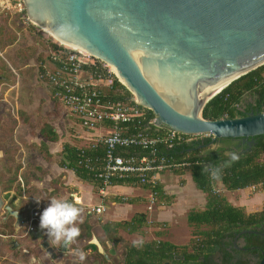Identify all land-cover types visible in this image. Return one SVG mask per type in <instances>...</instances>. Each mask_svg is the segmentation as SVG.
<instances>
[{
    "label": "trees",
    "instance_id": "trees-1",
    "mask_svg": "<svg viewBox=\"0 0 264 264\" xmlns=\"http://www.w3.org/2000/svg\"><path fill=\"white\" fill-rule=\"evenodd\" d=\"M7 18L8 22L12 23L13 31H10L5 23L0 22V43L3 48L5 45L3 42L6 38L20 41L26 32V29L16 26L22 22L19 15L8 14ZM28 25L26 24V26ZM31 28L35 27L32 25L28 29ZM57 44L48 43L45 40L42 45L47 50L46 56L41 52L37 54L38 77L45 82L50 93V99L54 101L56 106L59 104L55 97L57 85L45 75L47 72L46 62L49 61L55 69H64L66 66L64 56L72 51L66 49L64 45ZM51 52H54L58 59L53 60ZM27 57L26 49H18L14 56L9 58V61L15 68H19L22 73L27 75L29 70L24 71L26 65L23 63L19 65L18 63ZM81 69L91 75L94 80L102 78L104 81H109L108 84L99 86L104 99L120 101L126 107H133V110L138 113L129 122L105 123L104 125L115 128L122 135L140 134L152 140V144L147 147L129 145L118 148L116 152L124 157L154 156L163 160L166 165L165 169L158 174L165 170H169L179 177L188 173L196 188L205 194L204 207L192 209L187 213V225L190 228V237L187 243L174 244L163 240L164 230H153L154 238L144 241L143 247L137 248L133 247L132 243H125L121 263L247 264V261L241 259L234 262L230 252L232 248L231 238L246 230H250L251 232L246 233L251 234L242 235V237L249 242L248 246L257 247L251 252L253 254L258 253V258L262 257L261 254L259 255V251H264V238L261 235L264 233V205L259 210L247 212L244 206L229 203L225 196L218 191L217 185L220 184L227 191H237L249 187L264 190V135L255 136V144L240 154H236L231 146L219 145V143H228L229 139H220L218 140L219 143L217 141L215 144L208 145L211 140L210 136L179 134L180 140H177L176 137L169 138L170 130L166 127L154 126L152 111L136 104L132 100L131 93L112 72L108 71L103 62L94 59L93 63L82 64ZM0 75L6 82L8 81L4 75L1 73ZM54 76L56 78V75ZM249 112H264V64L233 80L209 99L202 109L201 117L205 120L236 118L243 117ZM17 113L18 121L11 119L7 125H0V128L3 126L1 141L11 139L12 131L18 122L25 125L30 132L34 131L36 123L33 120V115L22 110ZM40 133L51 141L58 137L46 122L40 124ZM21 142L25 145L24 141ZM31 147L35 148L34 150L41 154L44 159L51 160L53 158L44 142L39 145L30 144L26 148L27 153L30 152ZM0 148H3L4 151L3 171L0 170V196L6 199L9 191L13 190L15 196L20 193L17 174L21 165L15 161L14 150L5 148L1 143ZM233 154L238 159L230 162ZM58 156L57 164L59 167L71 170L76 178L91 185L95 192L115 185L133 186L148 189L156 204L162 202L170 204L172 201V196L166 194L159 181L153 178L154 172H146L140 177L138 174L114 176L104 183L100 174L104 163L105 145L101 141H92L86 145L65 143L62 145ZM228 162H230L229 166L223 168L222 178L219 180H211L207 173L202 174V169L205 167H221ZM33 169L38 170L39 168L25 161V166L20 172L25 186L26 179ZM59 182L60 176L51 182V191L37 190L33 186H27L26 194L41 200L44 197V199L53 198L61 194L62 190H68V187L63 185L59 188ZM180 182H183V179H180ZM64 200L73 202L69 198ZM7 201L12 206L14 195ZM116 201L121 203L132 202L130 198H117ZM27 202V200H22V203H26V207ZM149 226L150 222L147 220V215L142 211L134 213L128 220L100 222L103 233L113 246H117L122 241L120 231L143 235ZM235 253L239 254L237 251ZM249 254V252L245 253V255Z\"/></svg>",
    "mask_w": 264,
    "mask_h": 264
},
{
    "label": "water",
    "instance_id": "water-1",
    "mask_svg": "<svg viewBox=\"0 0 264 264\" xmlns=\"http://www.w3.org/2000/svg\"><path fill=\"white\" fill-rule=\"evenodd\" d=\"M23 3L31 23L115 72L133 101L152 111L154 126L186 136H210L208 145L264 135V112L216 120L201 117L205 103L222 89L207 98L208 91L264 64V0ZM0 209L5 212L1 223L12 217L17 233L22 212L1 196ZM16 245L12 241V247Z\"/></svg>",
    "mask_w": 264,
    "mask_h": 264
},
{
    "label": "rangeland",
    "instance_id": "rangeland-1",
    "mask_svg": "<svg viewBox=\"0 0 264 264\" xmlns=\"http://www.w3.org/2000/svg\"><path fill=\"white\" fill-rule=\"evenodd\" d=\"M8 12L4 11L0 13V22L5 23L10 31H13L11 28L12 23L8 22ZM23 21V20H22ZM17 27L25 28V36L20 39V41L16 39H9L3 42L4 48L0 43V73L7 78L6 84L0 83V111H4V113H0V125H7V123L12 119H16L15 115L17 114L19 106L15 103L16 98L20 101V106L33 115V120L37 124L42 121L47 120V113L49 109L54 108V103L50 100V93L44 81H42L38 77V68H37V54L42 53L46 56L47 50L43 47V41L47 40L48 43H59L55 38L51 37L47 33H45L40 27L34 26L35 28L28 29L32 25L26 26V23H18ZM14 27V26H13ZM21 29V28H20ZM19 37V36H18ZM40 38V39H39ZM38 42V44H37ZM62 45V44H61ZM68 50H72L73 48L64 46ZM18 49H26L28 52V57L24 58V60L19 61V65L22 63L26 65L24 71H28L27 75L22 73L19 68H15L11 62L9 61L10 57H13L15 51ZM29 50V51H28ZM76 51V50H75ZM46 62V61H45ZM18 65V64H17ZM47 70H51L52 65L49 61L46 62ZM108 68V67H107ZM109 69V68H108ZM109 71L112 72L111 69ZM114 74V73H113ZM3 78V77H2ZM6 81V80H5ZM8 86H13L12 90L9 92L8 97L4 96L5 90ZM132 95V94H131ZM4 98L6 100H4ZM134 99V96L132 95ZM132 99V100H133ZM19 107V108H17ZM20 108V109H22ZM56 109H60L62 114L69 118L73 124V133L78 136L81 143H88L95 141L98 135H105L108 131L100 130V131H89L81 128L78 123L72 117H69V113L67 109L59 102V104L55 107ZM2 117V118H1ZM2 120V121H1ZM3 126L0 128L3 129ZM25 127V126H24ZM15 128L12 131L11 139L2 140L5 148H9L10 150H14V158L17 163L24 162L22 153L19 152V144L18 142L21 140L20 138V130L17 133H14ZM22 131V130H21ZM99 132V133H98ZM14 136H17V141H14ZM23 136V134H22ZM194 136V135H193ZM2 137V136H1ZM80 143V144H81ZM227 147L229 143L222 144ZM216 147V146H214ZM3 169V168H2ZM165 169V168H164ZM1 170V167H0ZM166 171V172H165ZM163 173L159 174V179L163 183V185H167L168 190H172V192L176 196L175 204L169 208V215L171 218H164L163 221L165 223V238L169 241L176 244H185L188 242L190 237V228L186 223V215L192 209H199L204 206L205 203V194L196 188L191 176L186 175V183L183 187H180L178 184V178L174 176L169 170H165ZM35 175V173H33ZM19 175V171L17 174V178ZM20 182V181H19ZM20 185V184H19ZM84 190V193L90 194V190H88V185ZM218 191L225 196L227 201L231 204H239L245 205V210L253 211L261 208L262 202H264V190L257 188H248L243 191H226L225 189L218 184ZM181 190V191H180ZM63 191V192H62ZM61 194L66 197L68 196L66 190H62ZM180 191V192H179ZM115 194H106V195H123L121 191L117 190L114 192ZM121 193V194H120ZM26 194V186H20V193L17 195L19 198ZM27 195V194H26ZM84 195V194H83ZM32 197V196H30ZM45 198V197H44ZM44 198L41 200V209L35 210L34 215L36 217H40L42 212L46 207L50 205L51 201H45ZM85 201H87V197H85ZM27 207L24 213L25 224L22 230L17 233L14 232L11 223L13 224L14 219L9 217L6 221V226L0 225V264H122L121 259L123 255V246L125 243H132L133 240L143 239V241L150 240L154 237L153 230L148 229L147 232L143 235H129L127 233H121L122 241L114 246L116 253L113 256L107 255L108 261H104L99 255L88 253L86 246V228L87 226H79L81 230V235L78 238L75 244L70 245L72 248L71 253L69 254H59L56 260H50L49 257L44 256V254L37 249L39 244V240L34 239L32 236H24L27 227V221H29L30 212H32L31 207L34 205V200H27ZM32 203V204H31ZM36 204V202H35ZM105 212L99 215L91 214L87 215V207L82 206L83 214H82V223H89L91 226V232H93L94 236L97 238L94 241L104 250L107 249L105 242L107 241L106 235L100 229V222H105L108 220L114 219H129L133 215L132 210H136V206H128L122 205L118 203H112L111 200L106 199L104 201ZM18 206V205H17ZM147 205L138 206L142 210L148 212L149 222H153L154 218L157 217V212H150L147 210ZM20 207V206H18ZM156 208L153 205L152 211H155ZM3 210L0 209V221L2 219ZM153 218V219H152ZM1 223V222H0ZM81 224V223H80ZM36 225H40V222H37ZM46 233V230H43ZM98 236V237H97ZM163 239V237H162ZM16 241L17 246L16 250H13L12 242ZM19 243V244H18ZM34 245V247H32ZM112 246V245H110ZM113 247V246H112ZM29 250V253H24V251ZM78 251H83L85 253L86 258L81 261L78 256ZM31 259H35L36 262H31Z\"/></svg>",
    "mask_w": 264,
    "mask_h": 264
},
{
    "label": "built area",
    "instance_id": "built-area-1",
    "mask_svg": "<svg viewBox=\"0 0 264 264\" xmlns=\"http://www.w3.org/2000/svg\"><path fill=\"white\" fill-rule=\"evenodd\" d=\"M4 11L12 15H19L23 23L36 26L27 18L23 0H0V13ZM51 58L53 60L58 59L54 52H51ZM64 58L66 60L64 69H55L52 66L51 70H47L45 75L57 85L56 99L77 118L83 129L96 132L102 129L108 131L107 134L98 135L95 139V141H101L105 145L104 163L100 174L104 183L114 176L138 174L140 177L146 172H154L153 178L157 179L158 173L166 166L163 160H159L154 156L124 157L116 152L118 148L129 145L147 147L152 144V140L140 134L122 135L115 128L105 127L104 125L105 123L129 122L138 113L133 110V107H126L120 101L106 100L102 97L99 86L108 84L109 81H104L102 78L94 80L91 75L81 69L82 64L94 62L95 58L87 52L72 49V51L65 54ZM104 66L106 65L104 64ZM54 75H56V78ZM179 134L170 131L169 138L176 137L177 140H180ZM103 190H99L100 193H103ZM150 197L153 203L154 197L152 195ZM40 209L41 207L37 205L31 210L29 221H27L26 234L33 232L36 223L40 222V217L34 215V211ZM104 210L102 205H97L91 208L89 212L99 215Z\"/></svg>",
    "mask_w": 264,
    "mask_h": 264
},
{
    "label": "crops",
    "instance_id": "crops-1",
    "mask_svg": "<svg viewBox=\"0 0 264 264\" xmlns=\"http://www.w3.org/2000/svg\"><path fill=\"white\" fill-rule=\"evenodd\" d=\"M25 30V28H23ZM1 76V75H0ZM2 77V76H1ZM1 84H6L7 82L2 78L0 80ZM13 86H8V88L5 90L4 96L8 97L9 92L12 90ZM4 100H6L4 98ZM51 100V99H50ZM52 101V100H51ZM20 101L16 98L15 103H17V105L22 108L20 106ZM54 103V101H52ZM17 107V108H19ZM56 105L54 103V108L49 109L46 117L47 120L42 121V122H46L48 123L51 127L53 132L58 136L56 140H47V138H45L41 133H40V124H35L34 126V131L30 132L29 129L27 127H24L25 125H21L19 122L17 123V126L14 130V133H17L19 130L20 135L22 138H20L21 140L18 142L17 141V136H14V141L18 142L20 148H19V152L22 153L24 162L22 163L21 168L19 169V175H18V182L20 184V186L24 187V182L20 176V172L23 170L24 166H25V161L28 162L30 165L35 166L37 168H39L38 170H32L31 174L27 177L26 179V187L28 186H33L35 187L37 190H47V191H51V182L58 178L60 176V182L58 183V187L60 188L62 185L63 186H67L68 190H66L68 196L66 197V195H62L59 194L57 196H54L53 198H59V199H65V198H69L70 200L73 201V203L77 204V206L82 207V206H86L88 210H90L91 208L97 206V205H102L105 208L104 205V201L106 199L111 200V202L114 203H118V204H122V205H128V206H136V210H132L133 214L139 211L145 212L147 215V220H149L148 216V212H146L145 210H142L140 207L142 205H147V210H150V212H157L158 215L156 218H152L154 221L151 223L150 222V226L146 229V232L148 229L152 230H164L165 227V223L163 222L165 219L164 218H171V216L169 215V208L171 206H173V204H175V200H176V196L175 194L172 192V190H168L166 187L167 185H163V183L160 181L159 179V174L157 175V180L159 181V183L162 185V189L163 191L172 196V201L170 202V204H165V203H155V199L153 201V203L151 202V193L148 189H144V188H140V187H133V186H123V185H115V186H109L106 187L103 190V193H100V191L95 192L92 188L91 185L79 180L78 178L75 177L74 173L71 170H67L64 168H61L58 166L57 164V160L59 159V152L61 151L62 145L65 143H75L77 145H86L88 143H81L80 139H78V136H76L73 133V124L71 122V120L69 118H67L66 116H64V114H62V111H60V109H56L55 108ZM24 112H26L27 114H30L28 111H26L24 108L20 109ZM68 111V110H67ZM0 113H4V111H0ZM69 113V117L73 118V121L75 120L78 125L79 121L77 120V118L68 111ZM17 121H18V117L17 114L15 115ZM2 118V117H1ZM2 121V120H1ZM1 123V122H0ZM81 127V126H80ZM106 127V126H105ZM82 128V127H81ZM22 130V131H21ZM23 134V136H22ZM3 135V132L0 129V141H1V136ZM21 141L25 142V145H23V143ZM41 142H44L47 146L48 152L53 156V158L51 160H46L44 159V157L39 154L36 150H34L35 148L31 147L32 149L30 150L29 153H27L26 148L30 145V144H36L39 145ZM2 146L5 147L3 141L0 142ZM81 143V144H80ZM3 158H4V151L3 148H0V167H1V171H3L2 167H3ZM166 172V171H165ZM170 172V171H169ZM35 173V175L33 174ZM172 173V172H170ZM173 174V173H172ZM174 175V174H173ZM187 174H184L183 176L179 177L176 176L178 178V182H179V186L183 187L186 183V177ZM190 175V174H189ZM180 179H183V182H180ZM28 184V185H27ZM88 185V190H90V194L84 193V190L87 188L85 187V185ZM70 189V190H69ZM248 188L245 189H240L237 191H243L246 190ZM61 190V189H60ZM117 190L121 191V193L123 195H106V194H115L114 192H116ZM181 191V190H180ZM179 191V192H180ZM227 190H225L226 192ZM234 192V191H233ZM120 193V194H121ZM8 197L2 198L4 200L5 203H8V199L12 198L14 195V201H13V205L11 206L14 209L20 210L22 212V215H24L25 210H26V203H22V200H34V205L31 207V209L37 207V205H39L41 207V199L40 198H33L30 196H27L26 194H23L20 198L12 191H9L8 193ZM84 194V195H83ZM85 197H87V201H85ZM53 198H46L44 199L45 201H50ZM117 198H130L132 200V202L130 203H121L116 201ZM37 200H40L39 202H37ZM36 202V204H35ZM9 204V203H8ZM205 204V203H204ZM20 207H18V206ZM153 205L155 206L156 210L152 211V207ZM239 205V204H236ZM138 206L139 209L137 208ZM242 206H245L242 204ZM148 207H151L150 209ZM204 207V206H203ZM202 207V208H203ZM259 210V209H256ZM253 210V211H256ZM105 212V210H104ZM102 212V213H104ZM95 214V213H92ZM98 215V214H97ZM133 216V215H132ZM131 216V217H132ZM187 216V215H186ZM130 217V218H131ZM129 218V219H130ZM151 218V217H150ZM187 218V217H186ZM119 220H128L125 218H121V219H114V220H108L105 222H113V221H119ZM1 222V221H0ZM149 222V221H148ZM186 223H187V219H186ZM6 223H0V225H5ZM188 226V225H187ZM126 233L124 231H120V235L121 233ZM145 232V233H146ZM144 233V234H145ZM128 234V233H127ZM129 235H133V234H129ZM140 235V234H137ZM165 230H164V234H163V240H167L165 237ZM154 238V237H153ZM108 241V240H107ZM109 242V241H108ZM171 242V241H169ZM110 244H112L111 242H109ZM173 243V242H172ZM176 244V243H174Z\"/></svg>",
    "mask_w": 264,
    "mask_h": 264
},
{
    "label": "flooded vegetation",
    "instance_id": "flooded-vegetation-1",
    "mask_svg": "<svg viewBox=\"0 0 264 264\" xmlns=\"http://www.w3.org/2000/svg\"><path fill=\"white\" fill-rule=\"evenodd\" d=\"M248 142H252L250 145V147H252L253 144H255L254 137L253 138H247L244 141L241 139L230 140V141H228V143H229L228 146H231L234 149V151L236 152V154H240V153L247 151L246 149L249 147ZM217 143H219V141ZM219 145H222V144L219 143ZM263 205H264V202H262L261 206H263ZM91 214L92 213L89 212V210H87V215L90 216ZM4 215H5V212L2 213V217H4ZM24 224H25V217H24V220L20 223L18 231L22 230ZM11 225L13 228L12 223H11ZM79 226H87V228L85 229L86 230L85 236L88 235V237H86L87 240L85 242H86L88 253H91V254L93 253V254L99 255L101 258H103L104 261H108L107 255H110V256L115 255L116 250H115L114 246L112 244H110V245H112L113 247L108 245L107 241L105 242L107 249L106 250L103 249V253L98 249L97 243H96V241H94L97 238L94 236L93 232H91V226L89 223H87V224L81 223V224H79ZM100 229L103 232L101 227H100ZM38 230H40V234H39V236H35V233ZM246 231H241L240 233L235 234L231 238V240H232V246L231 247L232 248H231L230 252L233 255L232 259L234 262L241 259V260L247 261V264H260L261 261L264 259V251H262V250L259 251V255L260 254L262 255V257L260 256V258H258V253L253 254L251 252V251L257 249V247L248 246L249 242H247V240L242 237V235L244 236L246 234H248V235L251 234V233H246ZM27 235L28 236L30 235L34 239H37L40 241L38 246H37V249H39L44 254V256L49 257L50 260L54 261L58 258L59 254L65 255V254L71 253V251H72V248L70 245L67 248L53 245L52 242L49 240V237L47 236V234L44 233L43 229H41L40 226H38V225L35 226V230L33 232L28 233V234L24 233V236H27ZM261 235H262V238H264V233H262ZM0 236H2V235H0ZM94 237H95V239H94ZM261 241H263V240L261 239ZM16 246L13 247V250H16L15 249ZM32 247H34V245ZM235 251L239 252V254H236ZM246 252H249L250 254L245 255ZM24 253H29V250L27 249L26 251H24ZM241 255H243V257H241ZM34 261L36 262L35 259H31V262H34Z\"/></svg>",
    "mask_w": 264,
    "mask_h": 264
},
{
    "label": "clouds",
    "instance_id": "clouds-1",
    "mask_svg": "<svg viewBox=\"0 0 264 264\" xmlns=\"http://www.w3.org/2000/svg\"><path fill=\"white\" fill-rule=\"evenodd\" d=\"M238 157L233 154L230 162H234ZM221 167L209 166L202 169V174L207 173L211 180H219L222 178L223 168L229 166V163ZM40 200H37L39 202ZM50 205L44 209L40 216V228L46 230V234L53 245L59 247H68L75 244L81 235L78 227L83 222V209L77 204L68 200L53 198ZM143 239L133 240V247H143ZM78 256L83 261L86 256L83 251H78Z\"/></svg>",
    "mask_w": 264,
    "mask_h": 264
},
{
    "label": "bare ground",
    "instance_id": "bare-ground-1",
    "mask_svg": "<svg viewBox=\"0 0 264 264\" xmlns=\"http://www.w3.org/2000/svg\"><path fill=\"white\" fill-rule=\"evenodd\" d=\"M41 29L47 33L48 35H50L51 37H53L47 30H45L43 27H41ZM55 38V37H53ZM56 39V38H55ZM59 43H61L62 45L64 46H67V47H70V48H73V49H79L81 50L79 47L77 46H73V45H70V44H67V43H64V42H61L60 40L56 39ZM115 73V72H113ZM230 79H227L225 80L224 82H222L221 84H219L218 86H216L215 88L211 89L210 91H208V95L206 96L207 98L212 96L213 94L217 93L218 91H220L221 89H223L224 87H226V85L229 83ZM183 109V108H181Z\"/></svg>",
    "mask_w": 264,
    "mask_h": 264
}]
</instances>
